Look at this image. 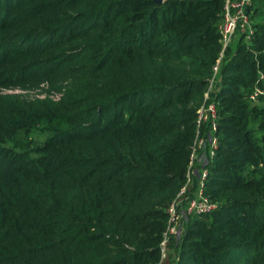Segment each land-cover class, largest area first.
<instances>
[{"label": "trees", "instance_id": "trees-1", "mask_svg": "<svg viewBox=\"0 0 264 264\" xmlns=\"http://www.w3.org/2000/svg\"><path fill=\"white\" fill-rule=\"evenodd\" d=\"M223 4L0 0V84L67 81L57 102L0 98V264L160 261L191 145L211 132L197 109ZM250 16L210 99L204 193L217 206L187 217L161 264H264V97L249 98L264 90L263 0ZM37 126L47 136L33 144Z\"/></svg>", "mask_w": 264, "mask_h": 264}, {"label": "built area", "instance_id": "built-area-1", "mask_svg": "<svg viewBox=\"0 0 264 264\" xmlns=\"http://www.w3.org/2000/svg\"><path fill=\"white\" fill-rule=\"evenodd\" d=\"M255 0H224L221 18L218 24L219 43L221 45L218 57L212 67V74L208 79L206 89L203 93V102L197 109V126L202 122L209 121L210 136L197 134L190 151V163L187 168L186 181L180 187L175 197L168 205L166 228L163 232L162 240L160 241V261L167 254L172 239L180 235L186 225V219L191 214H206L214 210L217 206L216 202L212 201L204 193V182L207 176V169L200 161L195 162L203 153L204 147L208 146L206 154L212 157L216 146V139L213 132L216 129V110L214 102L210 101L215 94L218 86V70L220 61L224 51L231 46L238 34H243L246 40H250L253 32V21L250 16V6ZM264 1V0H263ZM262 77V75H261ZM258 95L264 97V90L255 87L249 98L257 102Z\"/></svg>", "mask_w": 264, "mask_h": 264}, {"label": "rangeland", "instance_id": "rangeland-1", "mask_svg": "<svg viewBox=\"0 0 264 264\" xmlns=\"http://www.w3.org/2000/svg\"><path fill=\"white\" fill-rule=\"evenodd\" d=\"M78 43H83V40H78ZM78 47L75 49L67 50L65 55H73L78 51ZM73 64V63H72ZM74 65V64H73ZM57 81L50 83L49 80H41V81H31L24 84H16V83H8V84H0V98L1 97H18L20 100L32 102L36 100H50L57 102L62 98V93H64V89L66 88L67 81L66 79H56ZM47 134L44 131L42 126L35 127L30 134V138L32 139V143H39L46 138ZM208 146L204 147L202 155L195 161L204 162V156H206ZM179 235L176 236L175 239H172L170 242V247H167L168 254L170 256H174L176 254L175 245L178 240Z\"/></svg>", "mask_w": 264, "mask_h": 264}, {"label": "crops", "instance_id": "crops-1", "mask_svg": "<svg viewBox=\"0 0 264 264\" xmlns=\"http://www.w3.org/2000/svg\"><path fill=\"white\" fill-rule=\"evenodd\" d=\"M204 159H206V156H204ZM200 163H201V164H204V163H205V161H204V162H201V161H200ZM169 247H170V245H169Z\"/></svg>", "mask_w": 264, "mask_h": 264}, {"label": "water", "instance_id": "water-1", "mask_svg": "<svg viewBox=\"0 0 264 264\" xmlns=\"http://www.w3.org/2000/svg\"><path fill=\"white\" fill-rule=\"evenodd\" d=\"M156 2H161L162 0H155Z\"/></svg>", "mask_w": 264, "mask_h": 264}]
</instances>
